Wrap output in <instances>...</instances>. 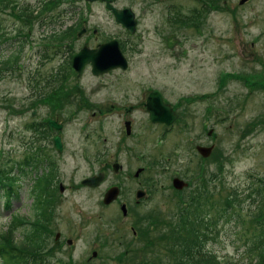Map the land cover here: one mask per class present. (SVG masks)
<instances>
[{
    "label": "rangeland",
    "instance_id": "374dc122",
    "mask_svg": "<svg viewBox=\"0 0 264 264\" xmlns=\"http://www.w3.org/2000/svg\"><path fill=\"white\" fill-rule=\"evenodd\" d=\"M46 2L0 0V58L22 45L13 69L0 73V176L32 145L30 152L44 151L56 161L46 264H180V226L198 211L194 204L201 181L206 178L204 212L211 209L216 218L214 205L222 203V210L227 197L236 195L245 201L255 175L264 176V0H115L117 8L134 10L133 34L101 0H56L38 17L18 15V6L41 8ZM175 9L180 16L196 10L201 17L174 22L170 10ZM67 26L60 35L50 34ZM82 29L87 32L80 35ZM114 38L131 43L125 44L127 71L95 76L89 65L78 78L71 55ZM14 39L19 41L11 43ZM45 45L63 50L67 45L71 52L42 61ZM152 90L161 91L179 113L168 132L163 133L165 124L150 120L145 104ZM49 118L64 127H51L47 138L33 141L30 124ZM126 120L133 122L129 134ZM58 134L62 152L54 146ZM197 145L213 146L210 156L203 157ZM154 159L166 161L161 177ZM116 161L123 165L119 178L121 199L129 202L127 216L120 204L103 203L105 191L117 182L112 169L96 189L81 184ZM140 167L144 171L135 175ZM184 167L190 188H174L172 178ZM47 177L40 173L20 180L21 200L12 211L0 209V231L7 229L13 211L34 216L48 205L42 191ZM149 180L152 194L137 205L136 190L147 188ZM255 207L244 203L243 225L229 217L212 231L206 228V248L215 253L211 264L216 258L221 264L253 263V233L264 241V219L258 227ZM132 225L141 233L138 238ZM57 231L64 234L60 244L54 240Z\"/></svg>",
    "mask_w": 264,
    "mask_h": 264
},
{
    "label": "trees",
    "instance_id": "16d2710c",
    "mask_svg": "<svg viewBox=\"0 0 264 264\" xmlns=\"http://www.w3.org/2000/svg\"><path fill=\"white\" fill-rule=\"evenodd\" d=\"M55 1L56 0H47V2L41 8H37V6H30L29 4L18 6V15L24 19L38 17V15H41L45 11L49 10L50 7L55 4ZM206 2H216V0H206ZM204 6L206 5L204 4ZM170 14L171 19L174 22H195L201 17V13L197 12L196 10L192 11L191 14L180 16V10L175 9L173 12L170 10ZM62 25H64V23H62ZM70 28L71 26H67L63 30L53 29L51 30L52 32L50 34L60 35V33L65 32ZM2 30L3 29L0 27V32H2ZM16 41H19V39H14V41L12 40L11 43ZM66 46L63 45V50L61 46L45 45V50H41L39 52V60H47L51 58L53 54H66L68 50L70 51V49H68ZM21 47V44H16L12 47L9 55H4L2 58H0V73L4 69H13L17 61V57L19 56ZM69 63L71 64V60ZM56 74L58 73H55V75L49 79L48 84L55 80ZM30 129H32L36 135L33 140L36 142L38 140L43 141L45 138H47L51 128L48 119H46L33 122L30 124ZM33 148L34 147L32 145L29 150L31 151ZM30 151L29 154L21 158V160L9 162L1 170L0 209L2 208L7 211H12L14 204L16 202H20L21 200V187L19 185L20 180L23 178L32 179L35 175L38 176L40 173H42V175H48L46 183L43 185L44 188H42L44 196L43 198L44 200L47 199L48 205H45L40 212L36 209L34 216L31 214H21L23 212L22 210L20 212H18L19 210L13 211L11 213V219L7 229L0 231L1 264H46L48 260V255L45 252L47 250L45 249H47L46 241L48 237L47 230L49 228L48 223L50 219L49 214L53 208V198L51 195V188L53 184L51 182L53 179V170H56V165L54 164V160L52 158L49 160L48 156L43 154L44 151H39V154L37 151ZM255 176H257V179L254 178V181L252 180L249 187L250 193L245 196V201L240 198V195H236V198H233L232 200L230 197H227L225 208L222 210L219 208L222 203H219L220 205L217 204L213 206L215 212L219 213V215H215L216 218L211 217V209L208 212V215H206L204 212L205 205H207L205 201V198H207L205 194L206 190L202 193V196H197L198 202H196L194 206H199L197 208L198 211L182 221V226H180L182 233L179 236L177 235L179 238L177 245L178 247L181 246L178 263L211 264V262L215 260V253L212 250L206 248V242L209 236L206 228L212 231L219 222L225 219L227 220L229 217H231V220L235 219L238 225H243L244 219L242 218L241 211H243V206L246 201H250L251 203L255 204L257 211L253 213V221L258 227L263 228L264 176ZM17 214L21 217L18 218ZM250 216L252 215L250 214ZM18 230H22L20 231L19 238H17ZM255 234L256 233H253V242L251 243L253 246H256L253 252L255 259L253 260V263L250 264H264V241L261 240L259 235L256 236ZM205 235H207V238L205 241H201ZM185 236L186 239H183L184 242L182 243L181 238H184ZM216 261V264H219L217 258Z\"/></svg>",
    "mask_w": 264,
    "mask_h": 264
},
{
    "label": "water",
    "instance_id": "95a60500",
    "mask_svg": "<svg viewBox=\"0 0 264 264\" xmlns=\"http://www.w3.org/2000/svg\"><path fill=\"white\" fill-rule=\"evenodd\" d=\"M87 1H96V0H87ZM106 2V6L109 10L113 12L115 18L118 22H120L125 28H127L130 32H135L136 30V18L135 12L132 8L126 7L122 9H118L113 5L115 0H102ZM247 0H241V4L245 3ZM84 30H82L79 34H82ZM92 64V72L95 75L104 74L115 68H127L128 62L126 57L123 54L122 49L120 48L119 42L116 39H112L110 41L99 44L96 48H90L88 46L82 47L73 57L72 66L74 70L77 72L78 76H82L86 65ZM147 107L151 115V119L153 121L166 122L168 124L172 123L176 115L171 110L170 106L165 104L160 95H157V92H152L147 100ZM50 124L56 129H62V124L57 123L54 120H49ZM127 132L130 130V123L127 122ZM55 145L59 151L63 148V142L60 135L55 136ZM213 146H198L199 152L204 156H210L212 152ZM118 164H114V168L118 170ZM139 172L137 173V175ZM105 174L103 172L97 173L93 176L85 178L82 183L84 185H89L91 187H97L104 180ZM175 186L178 188H182L184 186L183 181L180 179H175ZM63 189V187H62ZM119 194L118 187L110 188L105 196L104 203L109 204L113 202ZM144 192L139 191L137 193V198L143 197ZM124 214H126V208L122 206ZM71 242V241H69ZM96 255V252L93 253Z\"/></svg>",
    "mask_w": 264,
    "mask_h": 264
},
{
    "label": "flooded vegetation",
    "instance_id": "af4514ba",
    "mask_svg": "<svg viewBox=\"0 0 264 264\" xmlns=\"http://www.w3.org/2000/svg\"><path fill=\"white\" fill-rule=\"evenodd\" d=\"M198 12V11H197ZM199 13H201V12H199ZM87 32V31H86ZM122 39V38H121ZM119 42H120V44H121V47H122V49H123V51H124V54H125V44H127V45H131V43H130V41H128V39H126V40H124V39H122V40H118ZM128 58V57H127ZM129 60V59H128ZM89 66V65H88ZM87 66V67H88ZM91 66V65H90ZM86 67V68H87ZM127 69L128 68H126V69H122V68H117V69H113V70H111L110 72H107V73H105V74H109V73H111V72H114V71H121V72H125V71H127ZM105 74H102V75H105ZM101 76V75H100ZM151 93V92H150ZM150 93H149V95H150ZM149 95H148V97H149ZM162 96H163V94H162ZM148 97H147V99H148ZM163 98V101L165 102V104H167L168 102H166V100L164 99V96L162 97ZM146 108H147V100H146ZM112 107H114V105H112ZM171 108H172V110L173 111H176V108L175 107H173V106H171ZM149 113V112H148ZM176 113H177V111H176ZM178 114V116H179V113H177ZM49 120V119H48ZM127 122H129L130 123V127H131V129H132V125H133V122L131 121V120H126V122H125V126H126V124H127ZM62 123V122H61ZM64 124V123H63ZM160 124H163L164 125V123H160ZM165 127L163 128L164 129V132L163 133H165V132H168V130L171 128V126L172 125H164ZM50 128H51V126H50ZM54 146H55V142H54ZM55 149H56V147H55ZM40 153V152H39ZM38 153V154H39ZM44 155H46L45 153H43ZM48 159L49 160H51L50 159V157H48ZM154 162V164H156L157 166H160V167H162V168H159V169H156V174H158V176L159 177H161L162 175H163V173H164V168H165V164H166V161L165 160H160V161H156L155 159L153 160ZM115 163H119L120 164V166H118V171H115V169H114V165L113 164H115ZM46 164H47V161H46ZM54 164L56 165V161L54 160ZM112 165H109L107 168H104V169H101L100 171H103V172H105V179H104V181L100 184V186L106 181V179L108 178V176H109V171L112 169L113 171H114V177H115V179H116V181L117 182H115V183H112V185L110 186V187H108V189H110L111 187H115V186H117V187H119V194H118V196H117V198L113 201V202H111L110 204H105V205H107V206H112V205H117V204H120V206H121V208H122V205H124L125 206V208H126V214H123L124 216H127V215H129V202L128 201H124V200H122L121 198H122V193H123V185H122V182L120 181V178H119V175H120V171H122V169H123V165L120 163V162H114ZM140 168H142V170L141 171H144L143 170V167H140ZM56 170H53V173L55 172ZM140 171V172H141ZM179 172H176V174H178V176H175V177H180L181 179H183V180H185L186 182H187V184L183 187V189H186V188H190V182H189V180H188V178H187V174H188V172H189V168L188 167H184V168H180L179 170H178ZM135 175H137V174H135ZM138 176H139V174H138ZM175 177H173L172 178V184H173V179L175 178ZM187 179V180H186ZM150 180H152V179H150ZM150 180L149 181H147L146 182V185H147V188H144V187H146V186H144V187H139L137 190H136V204L137 205H139V204H143V203H145V202H147V200L149 199V197H150V194H152L151 193V191L152 190H150L151 188H153V186H154V183H150ZM155 181H157L158 183H159V181H158V179L156 180V179H154ZM118 182H121V184H118ZM161 184V183H160ZM151 185H152V187H151ZM163 185V184H162ZM100 186H98V187H100ZM53 187V186H52ZM87 188H92V189H96V188H98V187H95V188H93V187H89V186H86ZM151 187V188H150ZM174 187V186H173ZM175 188V187H174ZM60 189H61V185H60ZM107 189V190H108ZM204 189H206V178H205V180H203V181H201V184L199 185V191L197 192V196H200V194H202L201 192H203L204 191ZM107 190L105 191V193L107 192ZM155 190H157V185H156V189ZM61 191H63L62 189H61ZM139 191H141V193H142V191H144V197H142L141 199H138L137 198V192H139ZM105 193H104V195H105ZM103 195V196H104ZM194 198H196V197H194ZM197 199V198H196ZM153 225H156L155 223H153V224H151V228H155V226L153 227ZM132 230H133V233H134V235H135V238H138V235H141V233L139 234L138 233V230L135 228V226L134 225H132ZM137 236V237H136ZM176 235H175V233H174V237H175ZM61 238H64V234L61 232V231H57L56 233H54V240H55V242H56V244H60V239ZM69 241H71L72 242V239L71 238H69V239H66V243H69Z\"/></svg>",
    "mask_w": 264,
    "mask_h": 264
}]
</instances>
